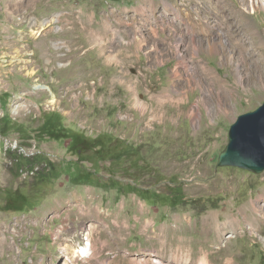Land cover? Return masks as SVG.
<instances>
[{"label":"rangeland","instance_id":"obj_1","mask_svg":"<svg viewBox=\"0 0 264 264\" xmlns=\"http://www.w3.org/2000/svg\"><path fill=\"white\" fill-rule=\"evenodd\" d=\"M154 1L0 0V203L4 190L40 201L0 211V264H264V171L218 164L231 125L264 102V0ZM126 7L134 18L113 14ZM188 23L197 45L223 32L219 52L195 53ZM45 117L132 150L79 157L40 131ZM85 170L102 185L71 180Z\"/></svg>","mask_w":264,"mask_h":264},{"label":"trees","instance_id":"obj_2","mask_svg":"<svg viewBox=\"0 0 264 264\" xmlns=\"http://www.w3.org/2000/svg\"><path fill=\"white\" fill-rule=\"evenodd\" d=\"M40 131L47 133L49 136L56 139L62 137L70 138L68 150L79 155V157L92 151L96 157H100L101 159L117 160L124 156H128L130 153L129 151L132 150L130 146H121V142L118 139H113L108 134H101L95 138H89L81 131L68 130L63 126L60 120H54L52 117H45V120L40 127ZM60 131H63V133H60ZM22 159L23 158H20L19 155L17 161H24V164H22L23 167L25 165L26 169L30 171L34 169L35 166L33 162ZM23 167L18 165L20 174L24 171ZM71 180L76 184H93L96 186L102 185L98 180H95L94 173L87 170L78 174H73ZM4 192V201L3 203H0V211L14 210L28 212L40 203L39 200H36V194H29L20 190H4ZM128 192H136L144 199L151 201V203H155V201L160 200L164 204L175 206L183 202V197L180 193H175L172 197L170 194L160 196L157 193H154L156 200H150L149 190L147 189H139L135 186H128ZM39 197L42 198V196Z\"/></svg>","mask_w":264,"mask_h":264},{"label":"water","instance_id":"obj_3","mask_svg":"<svg viewBox=\"0 0 264 264\" xmlns=\"http://www.w3.org/2000/svg\"><path fill=\"white\" fill-rule=\"evenodd\" d=\"M219 165L264 171V102L256 109L240 114L231 125L229 142L220 153Z\"/></svg>","mask_w":264,"mask_h":264},{"label":"bare ground","instance_id":"obj_4","mask_svg":"<svg viewBox=\"0 0 264 264\" xmlns=\"http://www.w3.org/2000/svg\"><path fill=\"white\" fill-rule=\"evenodd\" d=\"M147 3H149L148 5H149V7L150 8H152V9H154L155 8V6H156V2L154 1V0H145ZM144 4V3H143ZM167 4L168 5H173L174 6V4H171V3H168L167 2ZM145 5H146V3H145ZM136 10H138V12H140V14H145V12H146V6H143L142 4L139 6H137L136 7ZM176 12L178 13V14H180V12L181 11H179V9H176ZM113 14H115V15H118V17H119V19L120 20H124L125 18H124V16L125 15H129V18L130 19H132V18H134V16L135 15H133V12L131 11V10H128V7H126L125 9H122V8H117V9H115V10H113ZM188 14V13H187ZM189 15V14H188ZM180 17V16H179ZM60 18V17H59ZM64 19H61V21H63ZM170 20V19H169ZM69 21V20H68ZM132 22V21H131ZM84 25H85V23H83ZM169 24L170 25H173L171 22H169ZM190 26H191V24L190 23H188ZM170 27V26H169ZM109 28H110V20L107 18V19H105V21H104V23H103V25H102V27L100 28V30H96V31H98L96 34L94 33V35L96 36V37H99L100 35H108V32H109ZM205 28V27H204ZM211 28V27H210ZM189 29V28H188ZM152 30L153 31H155L156 33H157V27H154V26H152ZM41 32H42V29L41 30H32V33H34V34H37V35H40L41 34ZM93 33V32H92ZM101 33H103V34H101ZM195 29H194V27H193V25L191 26V30H190V35H191V37H190V39H191V43H192V47L194 48V50L196 51L195 53H197V52H200L201 50H203V48H204V41H200V39H199V41H197V42H199L198 43V45H197V43H196V35H195ZM223 33V32H222ZM222 33H217V32H212V33H210V34H208V40L206 41V43H205V45H206V47H207V52L209 53V54H212V53H218L219 52V49H220V44H222L221 42H222V39H223V35H222ZM197 34V33H196ZM94 36V37H95ZM210 36L212 37L211 39H210ZM185 37V36H184ZM184 37H181V40H180V42H183V40H184ZM198 40V39H197ZM120 42H116V44H119ZM262 43H264V40H262ZM177 45V44H176ZM180 46V45H179ZM178 47V46H177ZM179 52V51H178ZM225 52V50L224 51H222V55H223V59H222V61L223 62H225V63H227V62H229V54H226V53H224ZM177 55V54H176ZM113 58H117L118 57V55H113L112 56ZM237 57V55L236 54H233V55H231V62H232V60H233V58L235 59ZM177 58H178V62H180V63H183V64H185V65H188V63H186L185 62V56L183 55V54H181V53H178V56H177ZM240 58H241V56H240ZM239 61V60H238ZM182 64V65H183ZM177 65H179V64H177ZM204 65V64H203ZM189 67V66H188ZM207 70H209L210 68L209 67H207V66H204ZM203 67V68H204ZM186 68V67H185ZM187 69V68H186ZM236 70H237V75H238V79H239V81L240 82H244V78H243V75H242V73L240 72V70H239V66L237 65L236 66ZM176 72H177V70H176ZM210 72H211V70H210ZM178 73V72H177ZM218 74V73H217ZM216 79H219L218 78V76L216 75V76H214ZM36 87H38V86H41L42 88H48L47 86H43V85H39V84H36L35 85ZM226 87H229V86H226ZM180 99H182V98H180ZM159 101H160V99H159ZM158 101V102H159ZM50 102L51 103H55V102H57V97H56V95L54 94V93H52V96H51V98H50ZM220 111H224V112H227V110L226 109H223V108H221L220 109ZM230 111V110H229ZM165 114V113H164ZM163 113L162 114H160L159 113V116L160 117H162L163 115H164ZM191 114H192V116H193V118L194 119H196L199 115H200V108H198V109H192V111H191ZM155 115V114H154ZM165 116V115H164ZM253 206H254V209L255 208H259V211L260 212H264V203H262L261 202V200L260 199H258L257 201H255V202H253ZM212 222V221H211ZM227 223V225H229V219H228V222H226ZM252 224V226H254V223L252 222L251 223ZM215 228V227H214ZM217 228H221V229H224V228H226V226L224 227H218L217 226ZM217 228H216V230H217ZM94 229V228H93ZM227 229H228V226H227ZM90 232H91V229H90ZM226 232V231H225ZM218 233V232H217ZM223 232H221V234H222ZM220 235V234H219ZM219 237V236H218ZM89 244V243H88ZM88 246L87 245H84V246H82L79 250H76L77 252H86L87 250H88ZM83 256L84 257H86V256H88L87 254H83ZM68 257V259L70 258V255L69 256H67ZM203 264H207L206 262H205V260H204V263Z\"/></svg>","mask_w":264,"mask_h":264}]
</instances>
